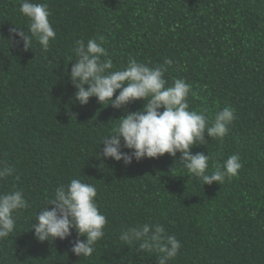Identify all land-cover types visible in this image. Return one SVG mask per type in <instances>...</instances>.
Instances as JSON below:
<instances>
[{
	"label": "trees",
	"instance_id": "16d2710c",
	"mask_svg": "<svg viewBox=\"0 0 264 264\" xmlns=\"http://www.w3.org/2000/svg\"><path fill=\"white\" fill-rule=\"evenodd\" d=\"M21 2L0 0V167L12 170L0 193L20 190L28 207L0 238V264H158L159 253L119 239L141 224H160L181 242L169 264H264V0H33L51 13L56 39L47 50L35 38L25 50L13 33L27 31ZM93 38H103L114 70L135 58L164 65L169 85L184 79L192 86L190 110L210 121L231 107L236 119L223 141L206 134L208 144L192 153L210 156L209 172L238 153L239 174L203 185L179 152L130 165L103 158L116 120L146 101L116 109L96 97L87 105L74 99L75 42ZM72 179L96 188L108 221L89 258L71 252L78 238L86 240L75 229L67 239L39 242L31 227L54 190Z\"/></svg>",
	"mask_w": 264,
	"mask_h": 264
},
{
	"label": "clouds",
	"instance_id": "9594fccd",
	"mask_svg": "<svg viewBox=\"0 0 264 264\" xmlns=\"http://www.w3.org/2000/svg\"><path fill=\"white\" fill-rule=\"evenodd\" d=\"M20 12L27 18V31L14 28L12 31L31 49L33 38L47 50L50 41L56 39V32L50 23V11L46 3L22 0ZM75 64L71 67L70 81L77 91L74 99L81 105H87L90 98L107 103L116 109L126 107L133 101L145 100L144 108L128 114L118 121L113 133L103 141V158H113L130 165L147 158H159L164 154L176 157L191 173L192 177L212 185H222L225 180L239 174L243 167L238 153L232 154L223 162L215 164L209 172L208 154L192 153L198 144H208L206 134L211 139L223 141L230 125L236 119L231 107H226L209 120L204 112L190 110L189 96L192 86L184 79L177 78L169 85L164 78L167 70L164 65L150 67L130 58L128 65L114 70L113 61L103 47V38L98 43L95 38L77 40L74 47ZM171 65L172 60H166ZM88 86L87 88L85 86ZM119 90V94L116 95ZM115 96V98H113ZM160 109H164L160 111ZM123 140V143H122ZM132 150L130 153L122 149ZM11 169L0 167V181L5 180ZM97 190L88 183L72 179L66 186L54 190L47 206L36 216L31 225L39 242L67 239L75 229L79 237L71 252L78 257L89 258L95 252L97 242L105 236L107 218L98 208ZM50 206H55L51 207ZM28 207V201L22 191L14 190L0 193V238H6L15 230L16 214ZM127 246L136 245L139 252L155 251L159 253L158 264H169L181 248V242L174 235H165L160 224H141L126 227L119 237Z\"/></svg>",
	"mask_w": 264,
	"mask_h": 264
}]
</instances>
